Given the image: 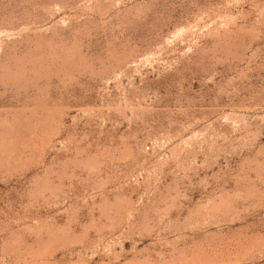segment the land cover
Returning <instances> with one entry per match:
<instances>
[{"label": "rangeland", "instance_id": "rangeland-1", "mask_svg": "<svg viewBox=\"0 0 264 264\" xmlns=\"http://www.w3.org/2000/svg\"><path fill=\"white\" fill-rule=\"evenodd\" d=\"M0 264H264V0H0Z\"/></svg>", "mask_w": 264, "mask_h": 264}]
</instances>
